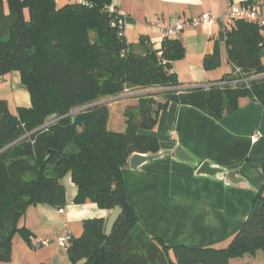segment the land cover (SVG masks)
<instances>
[{"label":"trees","instance_id":"obj_1","mask_svg":"<svg viewBox=\"0 0 264 264\" xmlns=\"http://www.w3.org/2000/svg\"><path fill=\"white\" fill-rule=\"evenodd\" d=\"M87 2L0 0V75L20 72L31 97V105L16 113L0 99V262L11 261L17 233L31 245L30 231L20 225L30 206H65L62 180L68 174L78 187L77 204L123 209L109 236L107 218L84 220L83 233L73 236L67 250L72 264L82 259L84 264H229L264 252V183L230 243L200 248L151 236L128 199L124 175L133 153L160 151L149 132L171 102L216 119L235 111L244 96L264 105V25L244 18L229 22L225 43L233 71L213 84L178 88L170 65L186 55L180 38L132 50L125 33L112 27L106 7L118 10L113 0ZM248 3L263 6L264 0ZM220 63L218 53L204 60L206 69ZM234 66L244 76L258 77L222 85ZM151 88L158 90L137 94L138 104L126 107L124 131L109 128L110 99Z\"/></svg>","mask_w":264,"mask_h":264},{"label":"crops","instance_id":"obj_2","mask_svg":"<svg viewBox=\"0 0 264 264\" xmlns=\"http://www.w3.org/2000/svg\"><path fill=\"white\" fill-rule=\"evenodd\" d=\"M73 1L56 0L58 5ZM248 1L123 0L122 4L121 0H113L112 3L125 15L127 41L147 36L148 44L155 47L161 46L166 30L178 18L192 19L205 12L219 18L215 24L186 28L178 37L187 52L184 58L171 62L170 72L176 74L178 88H185L213 84L233 71L220 27L223 22L226 32L230 23L221 18L229 4ZM261 9L264 18L263 6ZM142 49L138 47L137 51ZM214 53L221 58L220 66L206 69L205 57ZM4 76L23 87L20 72ZM25 105L30 106V103ZM257 132L262 136L255 141ZM149 133L158 138L160 150L167 154L137 170L130 165L124 169L128 199L145 229L151 236L160 237L171 245L226 247L247 220L256 193L263 187L264 105L252 96H244L235 111L216 119L192 105L171 102L161 111L156 127ZM179 146L200 162L208 159L227 170H239L249 186L229 185L221 178L198 175L195 166L175 158L173 152ZM64 179L65 206L62 209L46 203L30 206L20 225L30 231L31 245L17 233L11 261L0 264H54L55 260L58 264H72L67 250L64 254L61 252L57 243L59 236L68 230L79 237L84 220L108 219L111 211L96 203L77 204V185L70 174ZM41 240L50 241L49 246L34 247ZM243 260L234 258L230 263L240 264Z\"/></svg>","mask_w":264,"mask_h":264},{"label":"built area","instance_id":"obj_3","mask_svg":"<svg viewBox=\"0 0 264 264\" xmlns=\"http://www.w3.org/2000/svg\"><path fill=\"white\" fill-rule=\"evenodd\" d=\"M81 2L83 4H87V0H74ZM106 10L110 12L112 17V27L117 28L121 33H125V15L120 12V10L115 9L113 6H107ZM238 18H244L251 21L258 22L260 25H264V18L262 17V9L261 6L257 3H248V4H229L227 9L225 10L222 20L231 22ZM219 21V18L213 15L210 12H205L198 17H194L192 19H184L178 18L173 22V25L166 30L165 38H176L186 29L191 28L194 26H198L201 24H215ZM264 33V29L262 30ZM160 52L159 54H161ZM258 76H253L251 78L244 76L240 67L234 66V74L231 76V79L225 80L221 82L222 85H231L236 86L239 83H248L250 79L257 78ZM260 77V76H259ZM115 99V98H113ZM112 100V99H111ZM261 133L257 132L254 135V140L256 141L259 137H261ZM73 239V235L70 231L65 230L58 238L57 243L60 247L65 250H68L71 246V242ZM50 241L48 240H41L38 241L34 247H43L49 246Z\"/></svg>","mask_w":264,"mask_h":264},{"label":"rangeland","instance_id":"obj_4","mask_svg":"<svg viewBox=\"0 0 264 264\" xmlns=\"http://www.w3.org/2000/svg\"><path fill=\"white\" fill-rule=\"evenodd\" d=\"M123 4V0H121ZM264 8V5H263ZM129 44L131 45L132 50H135L138 47H141V38L139 36L134 38H128ZM224 66L227 69L226 63ZM20 88L19 83H14L11 77H5L2 74L0 75V99H5L8 102L9 109L11 112L16 113L19 107H27L25 103H30L31 97L30 93L25 85ZM158 88V87H157ZM157 88L150 89H138L136 91L128 92L121 97L110 99L109 101V128L114 131H124L126 129V116L125 111L126 107L131 105L138 104L137 94H149L150 92H157ZM160 92V91H159ZM162 96V95H160ZM71 176V175H70ZM65 178V177H64ZM63 178L62 182L65 185L66 181ZM72 178V177H71ZM66 191V186H65ZM61 248V247H60ZM62 254H64L65 249H61ZM244 260L240 264H264V252L262 250L257 251L255 254H245L241 257ZM241 260V259H239ZM56 264V260L54 262ZM232 264V263H230ZM234 264V263H233Z\"/></svg>","mask_w":264,"mask_h":264},{"label":"water","instance_id":"obj_5","mask_svg":"<svg viewBox=\"0 0 264 264\" xmlns=\"http://www.w3.org/2000/svg\"><path fill=\"white\" fill-rule=\"evenodd\" d=\"M220 27L222 28L221 36H222V39H224L225 31H224L223 22L220 25ZM141 42L147 45L149 42L148 37L147 36L143 37ZM55 118H56V114H53L51 116V119H55ZM173 153H174L175 158L179 162H185V163H189L195 166L197 168L196 173L198 175H206L211 178H221V179H224L225 182L229 185L238 186L241 184H246L249 186V182L243 176L239 175V170H235V171L227 170L224 167L213 164L208 159L203 162H200V160H198L196 157L188 153L182 146L177 147ZM165 154H167V151H164V150H160L156 153L135 152L131 155L128 162H129L131 169L137 170L141 166L145 165L146 163L159 159L163 157ZM122 213H123V209L120 206H116L114 209L111 210L110 215L107 220V224H106V234L108 236L112 233ZM86 261L87 259H82L77 264H84ZM56 264H58L57 261H56Z\"/></svg>","mask_w":264,"mask_h":264}]
</instances>
